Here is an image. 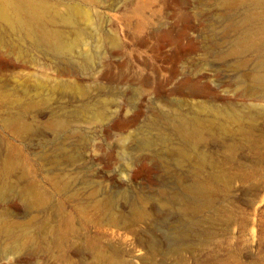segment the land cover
<instances>
[{
  "label": "rangeland",
  "instance_id": "obj_1",
  "mask_svg": "<svg viewBox=\"0 0 264 264\" xmlns=\"http://www.w3.org/2000/svg\"><path fill=\"white\" fill-rule=\"evenodd\" d=\"M0 9V264H264V0Z\"/></svg>",
  "mask_w": 264,
  "mask_h": 264
},
{
  "label": "bare ground",
  "instance_id": "obj_2",
  "mask_svg": "<svg viewBox=\"0 0 264 264\" xmlns=\"http://www.w3.org/2000/svg\"><path fill=\"white\" fill-rule=\"evenodd\" d=\"M18 10L25 12L27 15L30 14V10L23 5H19ZM0 14L6 15L5 9H0ZM28 17L30 18L31 16ZM66 23L73 24L74 22L68 20L66 21ZM40 30L42 34L40 37L37 38L35 44L44 45L49 52L57 56H63L68 54L69 52H71V49L74 47V45H76L79 42V40H77L73 44L69 45L64 41H62L59 36H52L43 28H40ZM233 119L239 120L237 116H233ZM198 127L199 124L196 121V119L194 118L191 119L186 116H181L179 120L172 125V130L179 140L183 142L193 143L199 131ZM150 147H151V143L145 142V143H140L138 146L134 148V150L137 151L138 149L142 148L151 152ZM174 150L178 151L183 157H185L186 154L183 149L177 148L176 146L174 147ZM205 168L206 166L204 165L203 162H201L200 165L194 170V174L196 176H199L201 172L204 171ZM143 173H144L143 167L141 166L135 167L134 169L131 170V176L129 181L136 182L141 176H143ZM214 177L215 176L213 177L211 176V178L213 179ZM204 191H206V189L201 188L198 184L186 189V192L188 193L204 192Z\"/></svg>",
  "mask_w": 264,
  "mask_h": 264
}]
</instances>
